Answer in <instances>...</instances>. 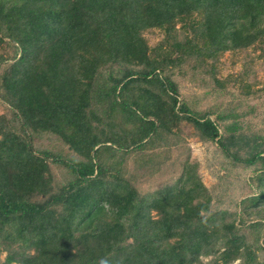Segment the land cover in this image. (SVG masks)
<instances>
[{"label": "trees", "instance_id": "1", "mask_svg": "<svg viewBox=\"0 0 264 264\" xmlns=\"http://www.w3.org/2000/svg\"><path fill=\"white\" fill-rule=\"evenodd\" d=\"M177 22L192 37L178 38ZM155 28L172 39L169 49L161 43L150 51L144 32ZM6 39L11 52L0 53V65L12 62L0 66V97L20 124L0 115V247L21 245L7 262L192 264L214 249L223 264L237 255L242 264L255 261L249 248L239 253L234 220L202 214L189 162L179 186L150 201L121 167L124 153L156 143L171 153L183 141L173 129L181 120L241 159L207 111L179 98L171 74L181 61L195 67L264 42V0H0V46ZM26 132L58 140L60 150L35 153ZM262 148L246 162L264 168ZM49 157L68 169L57 191ZM36 162L46 168L38 171ZM248 200L264 203V188ZM28 248L34 253L25 254Z\"/></svg>", "mask_w": 264, "mask_h": 264}, {"label": "rangeland", "instance_id": "2", "mask_svg": "<svg viewBox=\"0 0 264 264\" xmlns=\"http://www.w3.org/2000/svg\"><path fill=\"white\" fill-rule=\"evenodd\" d=\"M196 17L200 18V15ZM175 29L180 39L192 37L191 29L181 22L176 23ZM144 35L151 52L161 43L165 44V48H170L166 41L172 42V39H167L164 29L146 30ZM7 40L0 46V53L6 56L11 52V42ZM167 49L162 48L160 52ZM11 62L12 60L0 66L3 68ZM196 62L194 67V60H184L172 68L174 72L171 76L180 88L179 98L187 101L193 110L207 111L208 116L216 121L230 150L241 159L230 156V152L225 153L216 141H203L192 123L181 120L173 129L180 133L183 141L175 144L171 153L158 152V147H155L157 143L151 144V148L148 147L143 152L124 153L122 158L126 157V160L121 167L122 173L138 189L141 196L150 201L171 189L172 185L179 186V177L189 162L196 169L201 185L197 198L202 214L213 215L215 219L224 218L228 224L229 220H234L230 225L235 227L233 229L242 239L239 253L246 255L247 252H243L244 247L249 248L256 255L255 261L250 264H264V219L257 212L264 210V203L256 206L249 200L243 202L245 198L264 188V168L259 167V163L246 162V158L264 147L263 144L256 147V143L264 140V42L254 43L246 48L226 50L216 61L204 58ZM0 115L9 119L10 126L15 125V122L20 124L15 111L1 97ZM231 124H235L237 128L227 130L226 126ZM27 131L30 132V129ZM26 133L35 153L46 149L60 150L58 140L56 142L49 136H32ZM157 140H161L160 144L167 142L166 138L155 139ZM153 153L160 156L152 158ZM47 161L53 175L54 191H57L64 181L61 179L68 174V169L60 162H53L52 157ZM35 166L38 171L46 168L41 162H36ZM151 215L157 218L159 213L152 209ZM20 247L18 242L8 244L6 241L0 247V264H21L7 262L10 249L21 250ZM214 251L201 255L192 264H223L221 259L215 261L219 254ZM24 253L32 254L34 248L25 249ZM243 261L244 258H238L237 255L228 264H242Z\"/></svg>", "mask_w": 264, "mask_h": 264}]
</instances>
